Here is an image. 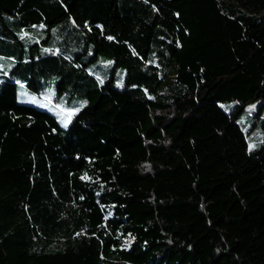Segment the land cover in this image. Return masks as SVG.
I'll return each mask as SVG.
<instances>
[{
    "label": "trees",
    "instance_id": "obj_1",
    "mask_svg": "<svg viewBox=\"0 0 264 264\" xmlns=\"http://www.w3.org/2000/svg\"><path fill=\"white\" fill-rule=\"evenodd\" d=\"M254 101L264 0H0V264H264Z\"/></svg>",
    "mask_w": 264,
    "mask_h": 264
},
{
    "label": "rangeland",
    "instance_id": "obj_2",
    "mask_svg": "<svg viewBox=\"0 0 264 264\" xmlns=\"http://www.w3.org/2000/svg\"><path fill=\"white\" fill-rule=\"evenodd\" d=\"M19 100L24 103L33 104L45 108L56 114L62 126H67L71 116L75 114L78 107L68 104L65 101H56L54 94H36L29 90L24 83L19 84ZM236 106V101L223 103L227 111H232ZM258 101H254L238 115L237 121L244 126L248 132V137L252 145L264 141V112L261 116L257 115Z\"/></svg>",
    "mask_w": 264,
    "mask_h": 264
}]
</instances>
